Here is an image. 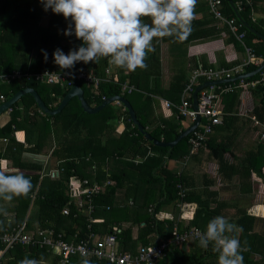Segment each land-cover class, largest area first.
<instances>
[{"label":"trees","instance_id":"trees-1","mask_svg":"<svg viewBox=\"0 0 264 264\" xmlns=\"http://www.w3.org/2000/svg\"><path fill=\"white\" fill-rule=\"evenodd\" d=\"M204 2L206 5L204 9L201 7L203 3L195 8V13H202V20L192 21L191 32L186 39L177 40L173 37L154 39L155 51L148 54L145 61L147 67L124 72L123 69L110 65L107 58H100L98 62L87 64L77 62L71 69H60L53 60L54 50L59 48L67 54L69 50L78 48L82 43L74 35L63 34L71 23L70 18L66 20L62 15L53 13L51 9L45 10L41 0H0V76L11 72L38 73L45 70L74 75L81 70L106 79L100 81L96 87H91L82 80L73 79L52 85L41 84L33 78L6 83L0 81V96L3 98L0 103L22 88L29 87L37 93L43 104L52 110L69 88L76 85L81 89L87 105H93L92 107L98 106L105 98L121 96L129 103L137 122L151 139L170 142L182 131L179 125L180 119L174 117V111L170 112L172 117L169 119L156 117L159 123L152 130L147 126L154 122L150 115L152 104L157 102L156 98L167 100L172 104L178 102L180 93L188 81L184 70L186 61H189L194 68L200 65L202 68L228 69L236 65L235 63L238 64L235 60L230 63L222 61L218 63L217 60L216 67L213 63H204L200 59L194 61L193 57L190 58L184 53L185 50L177 53L182 50L181 47L193 41L210 40L219 35L226 37L225 43H231L237 51L243 52L242 47L225 28L216 27L208 9L204 18L203 12L207 8L206 1ZM234 2L235 0H232V3ZM249 2V6L242 3V8L237 13L244 23L264 36V18L255 15L264 14V0H249ZM220 10L223 17H234L226 0H221ZM251 13H255L253 20ZM144 20L150 23L148 18ZM239 30L243 32V45L262 60L263 40L242 26ZM161 43H164L169 51H176L174 57L178 66L175 67L165 88L160 86ZM41 50L47 52V60L44 59ZM255 68L246 66L245 72H251ZM245 80H257V75ZM128 88H131L129 93L126 92ZM249 99L252 100L249 113L255 119L264 120V85L260 84L252 89H237L221 96L223 112L221 124L226 126L228 121L234 119L238 106L247 103ZM112 104H116L117 107ZM8 109V120L0 127V140L5 142L0 159L8 158L12 167L18 169L15 173H23L26 178H30L32 188L27 195L15 197L11 201L0 198V232L13 229L25 219L28 226L52 230L65 241H78L89 233L103 236L109 234L112 228H119L120 232L117 235L119 249L134 253L137 248L134 247L136 243L140 246L156 244L160 239L169 236L173 226L179 231L192 226L203 231L207 223L217 216L213 211L206 212L198 207L199 211L197 209L194 211L186 227H182L174 218L170 220L155 218L162 205L188 201L185 195L179 197L177 188L179 177L166 170L164 160L182 159L188 152L189 135L170 148L154 146L137 131L130 122L127 112L115 101L104 105L94 114H87L79 108L76 98L72 97L57 114L47 115L37 108L30 95L25 94ZM118 110L120 111L117 112ZM120 118H123L124 128L121 133L116 134L113 131L114 121L117 122ZM16 131H23L22 142L16 141L14 136ZM260 132L257 134V139L264 144ZM17 136L20 138L21 135L17 134ZM209 136L204 142L207 145L212 142L208 140ZM49 140L52 141L50 157L58 162L57 168L61 169L56 178L46 175V170L42 172L39 163L21 158L24 152L39 154ZM225 143L210 150L211 157L216 158L219 168L225 166V162L219 159L220 153L225 149L223 147ZM1 166L0 163V169ZM263 167L264 160L261 159L257 166L246 164L244 171L247 176L250 170L254 169L259 174ZM106 170L109 171L107 176ZM104 178H109L112 185H108L104 192L92 198L90 204L93 210L89 216L81 211L76 212L73 204H68L70 201L67 195L68 182L71 179L79 181L87 179L89 182L101 183ZM155 188L160 192L157 198H155ZM118 191L120 194L117 196ZM123 200L126 201L125 204ZM2 203L7 205L1 206ZM262 204L264 205V198ZM148 205H152L149 210H147ZM65 206L69 209L67 216L60 213ZM4 211L9 215L2 216ZM191 212L192 206L185 207L182 217H189ZM252 212L260 215L256 209ZM143 213H146V216H143ZM88 217L93 221H89ZM197 219H201L202 223L198 225ZM257 220L260 219L242 213L235 221L237 225L243 227V232L234 234L243 249L241 253L243 264H264V229L258 233L251 228ZM135 225L136 236L132 238L131 227ZM191 241L189 247L196 249L197 252L194 250L190 253L184 252L182 245L180 248L173 247L165 253L166 257L160 259L158 264H217L218 253L213 251L211 243L205 249L199 246L198 240ZM9 252L14 262H6V264H18V260L25 257L34 258L44 251L17 246ZM56 260L57 258L54 257L52 264H56ZM82 260L85 259L75 256L69 259L68 264L72 262L81 264ZM87 260L89 264H108L105 260L95 258Z\"/></svg>","mask_w":264,"mask_h":264},{"label":"crops","instance_id":"crops-1","mask_svg":"<svg viewBox=\"0 0 264 264\" xmlns=\"http://www.w3.org/2000/svg\"><path fill=\"white\" fill-rule=\"evenodd\" d=\"M204 1L205 0H197L195 8L199 7L200 3H203L201 7L204 9L206 6L204 5ZM249 4L250 2L246 5L249 6ZM203 14L205 18L207 16V8L204 10ZM251 14L254 17L255 13ZM255 15L264 18V14L256 13ZM202 16L203 15L201 12L195 13L194 19L192 21L197 19L202 20ZM218 28L220 29L223 27ZM225 39L226 37L217 35L210 40L203 39L193 41L184 47L182 46V50L177 53H182L185 50L184 53L190 56V58L193 57L194 61H198V59H200V61L202 60L204 63H213L216 65V67L218 66L217 60L218 63L219 61L230 63L235 60V62L241 64L244 60V53L237 51L233 44L225 43ZM159 47L162 73L160 86L165 88L169 83L175 67H178L174 59V53L176 51H169L164 43H161ZM188 63L189 61H186V65L184 67V69H187L188 72L186 78H189L190 72L194 68L190 65V63ZM235 64L238 65L237 63ZM123 70L124 72L127 71L125 69ZM198 83L200 85L204 83V81H198ZM155 100L157 102L152 104V112L150 115V118H153L154 122L147 126L149 130H152L153 127L159 123V116L163 119H169L172 117L170 111L163 109L161 104L162 99L156 98ZM251 102L252 100L249 99L247 103L238 106L236 115H232L235 118L228 121L226 126L221 124L220 126L213 129L208 138L209 141H212L208 143L209 145L204 143L196 151L191 152L190 146L187 143L188 152L182 157V159L164 160L166 170L179 177V184L177 185L179 197L185 195V197L188 198V201L183 203H168L162 205L158 213L155 215L157 220H170L171 218H174V220L177 223L179 222L182 227H186L189 225V220L194 211L196 209L199 211L198 207H201V210H205L206 212L213 211L214 214L225 217L231 223H235L239 217V214L242 213L249 216H254L260 220H257L255 225L251 226L252 230L259 233V231L264 229V205L262 204V199L264 198V167L261 168V173L259 174L254 169L253 171L250 170L249 175L247 176V173L244 171L246 164L257 166L261 159L264 160V144L257 139V134L260 131V127L253 126L252 122L250 121V117L252 116L249 113L252 106ZM220 105L222 109L221 100ZM92 106L93 105H90L89 107ZM119 111L120 110L117 112ZM2 113L0 114V127L7 122L9 117L8 112ZM182 120L186 119H180L179 124ZM256 120L261 126H264V120ZM191 124L192 123L188 121V125L185 128ZM123 128V118H120L114 123L113 131L116 134H119ZM185 128H182V130ZM17 134L21 135L20 138H18ZM14 136L18 142H22L24 140L23 131H16ZM224 142H226L223 146L225 149L222 153H220L219 159L225 162V166L222 165V167L219 168L216 158L211 157L210 150L217 148ZM51 146L52 141L49 140L43 146L39 154L24 152L21 154V158L25 161L39 163L42 166V172L44 170L47 172L50 169L57 168L58 166V162H55V165L52 167L48 165L51 159ZM4 147L5 142L0 140V154H3L2 150ZM0 163L2 165L1 168H7L9 173H15L18 171V169L12 167L11 161L8 158L4 160L0 159ZM106 172L107 176L109 171L106 170ZM106 189L107 187L104 189V191ZM119 194L120 192L118 191L116 195L118 196ZM158 195H160L159 189L155 188V198H157ZM125 202L126 201L123 200L124 204ZM5 205L7 204H1V206ZM151 206L152 205H148L147 210H149ZM187 206H192V212L189 217L184 218L182 216L184 213V208ZM254 209H256L260 215L253 213L252 210ZM8 215L9 213L7 211L2 212V216ZM197 223L198 225L201 224L202 220L197 219ZM136 231L137 228H135V226L131 227L132 238L136 236ZM191 242L192 241L189 240L185 244H182V247L181 245L176 247H181L184 252L187 253H190L193 250L197 252L196 249H191L189 247ZM53 258L54 257L50 256L44 251L31 259L38 260L39 264H52ZM19 261L20 260H18V262ZM6 262H14V258L9 250L0 255V263L6 264ZM72 264L75 263L72 262Z\"/></svg>","mask_w":264,"mask_h":264},{"label":"built area","instance_id":"built-area-1","mask_svg":"<svg viewBox=\"0 0 264 264\" xmlns=\"http://www.w3.org/2000/svg\"><path fill=\"white\" fill-rule=\"evenodd\" d=\"M208 13L213 19L216 27H223L233 37V39L242 47L244 60L241 64L235 65L228 69L225 68H202L197 65L190 72L188 81L180 93L178 102L172 104L167 100H161L163 109L175 112L177 119H186L192 123L195 117H199V121L195 128L188 134L187 143L190 146V151L194 152L200 148L207 137L212 133L213 129L221 125V116L223 115L220 100L221 96L231 93L234 90H246L255 88L257 85H264V70H260L257 75V80L246 81L240 79L233 82L214 84L200 88L196 92V108H192L191 93L195 86L199 85L198 81L210 82L216 80H225L240 74L246 73V66L258 67L261 58L256 57L254 53L242 43L243 32L239 30L242 26L234 17H223L220 5L221 0H205ZM242 3L248 4V0H235L233 3L236 11L242 8ZM251 14V20H253ZM33 78L41 84L52 85L62 83L65 80H82L91 87H96L104 78H98L79 71L77 74H59L53 71H41L38 73H19L11 72L7 75L0 76L1 82H9L12 80H28ZM131 88L126 90L129 93ZM0 101H3L0 96ZM9 111V109H7ZM253 126L260 127V138L264 139V126L254 118L250 117ZM4 141V140H3ZM61 169L53 168L47 171L46 175L50 178H56ZM111 185L109 178H104L101 183L89 182L87 179L76 180L71 179L68 182L67 195L70 198L69 203H72L76 208V212L84 213L89 216L92 212L90 204L93 197L102 193L104 189ZM108 209V207H106ZM63 216L69 214L68 207H63L60 211ZM89 218V217H88ZM89 221L93 219L89 218ZM197 230L202 231L198 227H186L179 231L176 226H173L167 238L160 239L156 244H148L145 246L138 245L134 253L123 252L119 249L117 235L119 228H112L109 234L98 236L95 233H89L84 238L75 241H65L59 234H54L52 230L36 229L28 226L26 219L11 230L0 232L1 254L14 247H29L32 249L43 250L56 257V264H68L72 257L83 259L95 258L97 260H105L108 264H158V261L165 256V253L173 247L185 244L189 240H198ZM75 236H73V239ZM218 264V260H217Z\"/></svg>","mask_w":264,"mask_h":264},{"label":"clouds","instance_id":"clouds-1","mask_svg":"<svg viewBox=\"0 0 264 264\" xmlns=\"http://www.w3.org/2000/svg\"><path fill=\"white\" fill-rule=\"evenodd\" d=\"M45 10L70 18L63 32L74 35L82 43L67 54L59 48L53 60L60 69H71L77 62L85 64L107 58L110 65L128 71L146 68L148 54L155 51L156 38L186 39L191 32L197 0H41ZM148 18L150 23H146ZM47 60V52L41 50ZM32 188L30 178L23 173L10 174L0 169V198L11 201L27 195ZM243 227L223 216L212 218L205 230H197L199 246L213 245L218 264H243V249L234 235ZM18 264H39L25 257ZM81 264H89L87 259Z\"/></svg>","mask_w":264,"mask_h":264},{"label":"water","instance_id":"water-1","mask_svg":"<svg viewBox=\"0 0 264 264\" xmlns=\"http://www.w3.org/2000/svg\"><path fill=\"white\" fill-rule=\"evenodd\" d=\"M226 1L228 2L229 6L231 7L235 19L242 25V27H244L247 31H249L253 35H255V36L259 37L260 39H262L263 42H264V36L259 35L258 33H256L250 26H248L246 23H244L240 19L239 15H238V13H237V11H236L233 3H232V0H226ZM263 68H264V58L261 60V62L258 65V67H256L251 72H246V73L240 74L238 76L232 77L230 79L204 82V83L198 85L197 87L194 88V90L192 91V94H191V104H192V108L193 109L196 108V100H195V97H196V92L200 88L205 87V86H209V85H214V84H221V83L233 82V81H237V80H240V79H248V78L256 75ZM25 94L30 95L33 98V100H34L37 108L42 113L47 114V115H55V114H57L66 105V103L72 97L76 98V100L78 102L79 108L84 113H87V114H94V113L98 112L104 105L109 104V103L115 101V102H117V103H119V104L122 105L123 109L127 112V115H128V118H129L130 122L132 123L133 126L136 127L137 131L146 140L150 141L152 143V145L157 146V147H167V148L172 147L180 139L186 137L195 128V126L197 125V123L199 121V117H195V120L192 122V124L190 126H188L187 128H185L184 130H182L176 136V138H174L170 142H160V141H156V140L151 139V137L145 131L142 130V127L139 125V123L137 122V120L135 118V115H134L133 110L131 109L129 103L124 98H122L121 96H112V97L105 98L104 100H102V102L98 106L89 107L87 105V103L85 102V100L83 99L81 89L78 86H76V85H73V86H71L69 88V90L65 93V95L59 100V102L56 105V107L53 108L52 110L48 109L43 104V102L40 100V98L38 97L37 93L33 89H31L29 87H24L21 90H19L16 93H14L6 101L0 103V114L2 112H4L7 108H9L12 104H14L21 96H23Z\"/></svg>","mask_w":264,"mask_h":264},{"label":"rangeland","instance_id":"rangeland-1","mask_svg":"<svg viewBox=\"0 0 264 264\" xmlns=\"http://www.w3.org/2000/svg\"><path fill=\"white\" fill-rule=\"evenodd\" d=\"M45 20H46V18H44ZM44 24H45V22H43ZM43 24V25H44ZM62 30V29H61ZM174 59H175V61H176V57H174ZM164 64H165V62H164ZM185 70V69H184ZM187 69L185 70V74L187 75ZM162 82V81H161ZM118 104V103H117ZM121 105V104H120ZM112 106H116L117 107V105L116 104H112ZM121 107H122V105H121ZM123 108V107H122ZM8 109V108H7ZM7 109L3 112V113H6L7 112ZM2 113V114H3ZM169 122H171V119L169 120ZM114 123H115V121H114ZM180 128H185L187 125H188V121H186V120H182V121H180ZM50 167H52V166H54L55 165V161H54V159L53 158H51L50 159V163L48 164ZM127 211V210H126ZM143 216H146V213H143ZM125 224V223H124ZM135 228H137V226L135 225ZM138 246V243H136V245L134 246L135 248Z\"/></svg>","mask_w":264,"mask_h":264}]
</instances>
